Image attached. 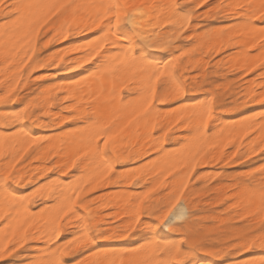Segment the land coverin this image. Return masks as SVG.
I'll list each match as a JSON object with an SVG mask.
<instances>
[{"label": "snow or ice", "instance_id": "1", "mask_svg": "<svg viewBox=\"0 0 264 264\" xmlns=\"http://www.w3.org/2000/svg\"><path fill=\"white\" fill-rule=\"evenodd\" d=\"M207 4L208 0L195 6L183 0H0V104L19 99L18 89L27 83L26 77L44 80L37 69L72 72L83 68L77 75L86 74L97 86L88 92L91 103L78 107L79 94L84 91L79 83L32 93L23 110L14 113L15 127L0 130V264H74L73 259H64L71 255L74 242L56 241L74 220L75 227L86 234L94 219L92 209L102 195L98 190L125 180L144 186L139 192L125 190L130 193L124 210L129 229L136 231L139 226L160 239L153 238L143 249L127 250L121 258L104 254L95 264H204L200 254L205 252L220 257L231 249L264 250V159L246 171L232 170L240 174L230 181L232 198L225 208L243 204L239 220L244 224L235 225L243 229L236 235L226 231L231 243L224 247L210 244L211 237L202 229L189 227L191 218L200 215L197 205L224 182L221 178L229 171L226 165L264 157V111L249 117L253 123L239 128L222 126L216 117V96L209 91L206 97H188L191 107H180L161 123L160 106L177 108L176 104L165 105V100L185 96L192 83L181 58H197L191 53L198 40V46L212 42L206 28L199 29L203 36L195 35V29L188 31L193 27V12L188 8L194 11ZM229 7L236 9L238 27L233 31L237 44H243L226 48L221 43L198 56L213 62L243 51L245 67L234 69L236 75L231 78L251 79L250 73L259 68L257 75L264 79V0ZM145 19L153 31L145 29ZM160 29L165 35L154 39ZM69 36L83 42L62 52L44 51ZM213 83L209 80L204 88L211 89ZM44 87L38 85V89ZM73 93L76 98L68 108L65 102ZM241 95V103L264 107V84L259 91L249 86ZM186 102L179 100L178 104ZM24 121L39 128L50 126L45 121L67 128L59 129L65 135L54 143L33 133ZM177 127L184 129L179 138L174 132ZM42 149H47L48 162L41 171ZM33 160L37 162L36 179L29 180L21 162ZM212 164L220 167L209 170ZM117 166L122 171L117 172ZM125 169L132 170L125 174ZM155 193L166 200L158 210ZM165 230H183L185 236L169 240ZM243 264H264V256L250 257Z\"/></svg>", "mask_w": 264, "mask_h": 264}, {"label": "rangeland", "instance_id": "2", "mask_svg": "<svg viewBox=\"0 0 264 264\" xmlns=\"http://www.w3.org/2000/svg\"><path fill=\"white\" fill-rule=\"evenodd\" d=\"M157 1L159 3H163L164 2V0H157ZM227 1H229V0H208V4L204 5L203 8H195L194 11H193V8H188V11L193 12V19H192L193 27H190L188 31L192 32L195 29V33H194L195 35L203 36V33L199 32V29L200 28H206L207 32L210 35H213V33L216 30L220 29V27L223 26V29L221 30L222 31L221 34L225 35L229 31L231 26L236 23L235 22L236 21V17H234L233 15H229V14H232V13H231V9L226 6L227 5V3H226ZM183 2L186 5L195 6L197 4L202 3V0H183ZM209 5H212V8H211L210 12L206 11L208 9ZM160 30H162V31H160ZM160 30H159L160 36L154 37V39H160L162 36L165 35V30L164 29H160ZM185 35H187V33H185ZM70 42H73L74 44H76L77 42L78 43H82L83 41H82V39L80 37L69 36L67 40H59V41H56L53 44L49 45L48 49H44V51L45 52H49L50 54H53V53H56L58 51L62 52V50L64 48H66V47L71 48L70 46L75 47L78 44L77 43L76 45H71L72 43H70ZM184 43L191 45V41H185ZM198 45H200V41H197V45H192V47L195 49V52L191 53V55L196 56L197 57L196 59L201 58L200 56H198L199 52H201V51L207 52L208 51V47L207 46L204 47V45L203 46H198ZM227 48H229V47H227ZM166 54L167 53H161V55H166ZM234 54H235V52H231V54L228 55V56H225L224 59L221 60V62H218L219 61L218 58H215L213 62H208L207 58L203 57L205 59V61H206V63H205L206 72L203 75L199 71L194 70L191 65L188 66V68H187L188 69L189 78L194 76V73H197V74H199L198 75L199 76L198 79L201 81L200 87L203 85V87H201V89H200V87L198 88L200 90H198L196 92V94H193V95L187 94V98L188 97H196L198 95L200 97L201 96L206 97L207 93L209 91H211L216 96V100H218L219 98L222 100V105H215L216 114L219 111L225 110L227 108H229L231 110L233 106L235 107V106H237V104H241V109H242L243 112L242 111H241V113L238 112L239 109H237V108L232 109L229 112L228 116L230 118H232V119L233 118H237V117L242 118L245 115L247 117L253 116V112L256 111L257 113H260L259 112L260 109H263V111H264V107H262L259 103H256V104H252L250 102L249 103H241V100L243 99L241 93L242 92L245 93V87H247L251 83H253V85L255 86L257 91H259V89L261 87V84L264 81V79L261 78L262 79L261 80L260 77L257 75L260 72L259 68H257L255 73H253V74L251 73L250 74L251 79H249V77H244L243 80L232 79L231 77H234L236 75V72L234 71V69L237 70V71L241 70L239 68V65H237L235 62H233L232 59H231V58H233V57H231V55L234 56ZM73 55H75V54H73ZM76 56H77V54H76ZM67 58L69 60V57H65V59H67ZM77 58H79V57H77ZM181 60H182V63L184 64L188 60V58L187 57H182ZM209 63H210V65H209ZM218 64L221 65L220 66L221 68L218 67ZM62 68H64V65H61V69ZM213 69H215V70L213 71ZM79 70L80 69H78L76 71L68 72V71H61L60 69H54V68L37 69V73L38 74H42L45 77V79L41 80V81H36L34 79H28L26 77L25 80L27 81V83L25 84V83L22 82L21 86H20V89H18L19 97L20 98L22 97L23 100H16V102L14 104L13 103L0 104V114L3 113V112L10 113V117H11L10 119H13L14 113L23 110V107L25 105V101L28 100L31 97L32 93H36L37 91H39L40 93H43V92H45L43 90L45 87L53 85L56 82H58L59 80L61 82L63 80V83L65 81L69 82L70 81L69 79H74L75 80L79 76V75H77V72H80ZM37 73H34L33 76H35ZM229 73L230 74L232 73V75H230ZM204 80L206 82H204ZM209 80L216 81V83H213L211 89H205L204 85ZM238 80H240V81H238ZM46 81L54 82V83H46ZM235 81H237L238 83L237 82L235 83ZM231 83L233 85H231ZM243 83L246 84V85H244ZM40 84H44L45 87L43 89H38V85H40ZM241 85H243V86H241ZM217 87H218V89H217ZM0 91H3V86H0ZM231 92L233 93V95H232ZM228 94H231V95H228ZM217 96H219V97H217ZM239 96H240V98H239ZM226 97L228 99H226ZM234 100H236V103H233ZM65 103H67V105H68V103H70V100L65 102ZM170 104H176L177 106L179 105L178 101H176L174 99L167 98L165 100V105H170ZM19 106H21L22 108L19 107ZM160 109H161V111H164V112H168V111L171 110V109L166 108V106H160ZM11 110H12V112H11ZM13 111H14V113H13ZM65 111H66V109H65ZM257 113L254 116L258 117ZM248 115H250V116H248ZM247 117H244V118H247ZM46 122H47V124H49V121H46ZM8 123L9 122H7L6 126L1 127V129H3L5 127H9L10 125ZM25 123L28 126H30L34 130V132L36 134H38V132H41V133H44V134H48V133H51L52 131H53L52 133H58V132H60L59 129L61 127L67 128L66 124H62L61 126H58L57 128H54L51 125L48 126V127L39 128L38 126L32 124L31 121H25ZM52 128H54V129H52ZM245 143H247V141ZM34 150L35 149H33V151ZM230 150H231V146L229 147V149L225 150V154L228 151H230ZM241 151H243V150H241ZM31 154L32 153L30 152L29 155H31ZM253 157L254 158L251 157V159L247 160L245 163H240V164L231 163V164L226 165L228 167H226V166L225 167L229 171L227 173H225V175L221 178L224 182L223 183H218L217 186H216V189L212 190L211 194L209 196H206L202 200V202L199 205H197L198 206V211L200 212V215L197 216V219L195 220V222L193 224V228H200V229L203 230V232L205 234H207L209 237H211V239L208 240V242L210 244L213 243L214 245H219L220 247H224L226 244L231 243V241L228 238V235L226 234V231L227 232H231L233 235H236L240 231L243 230L242 228L235 227V225H237L239 223L241 225L244 224L243 221L239 220V216L243 213V209L242 208H232L230 205L227 208H225V205L228 204V199L232 198V193L229 190L234 185H232L230 183V181H231V179L234 176H238L240 174L239 172H234L232 170L233 169H240L241 171H246V168L248 169L249 166H258L259 163L262 161V159H264V157H261V156H253ZM25 160H27V157H25ZM21 163L24 164V167L26 166L24 161H22ZM256 164H258V165H256ZM216 167H220V165L212 164V165L208 166L209 170L214 169ZM29 169L30 168H24V172L26 174L27 179L31 180L29 175L34 173L32 180H35L37 171L31 173V171ZM120 171H122V170L119 168V166H117V172H120ZM212 183H216V181H212ZM219 186H222V191L221 192L217 191ZM28 187H31V185H28ZM110 189L111 190L113 189L112 191H116V190L120 189V186L114 185ZM130 189H139L138 191H140L141 187L136 185V186L131 187ZM98 191L100 193H103L104 190H98ZM153 196L156 199L155 208L158 210L160 207L163 206L164 203H166V200H165V198L161 197L159 195V193H155V194H153ZM226 196H228L227 197L228 199H226ZM32 206L35 207V205H32ZM226 211H229V212L226 213ZM221 213H222V216H224V217L221 216ZM102 214H106V212L103 211ZM107 220L112 222L113 225H117L118 222L120 221L119 219H117V218H115L113 216L107 217ZM239 229H240V231H239ZM233 231L236 232V233H234ZM67 232L63 233L60 236V239L61 240H68V241L71 240V241L74 242V244L72 246H70V252H71L73 250V248H74L75 241L73 240L72 233L71 232L67 233ZM132 232H136L138 234H141V233L146 232V230H143L139 226H136V231L129 230L128 234H130ZM165 233L172 240H179V239H181V238H183L185 236V233H184L183 230H181L179 232H170L169 230H165ZM97 237H96L97 245L102 244L101 238L100 237L97 238ZM175 237H177V238H175ZM128 242H130L129 239H127L125 237H120L118 239L109 241L110 244L114 243V244H117L120 247L125 246ZM131 242L134 245L137 244L136 240L131 241ZM33 251H35V250H33ZM254 252H255V254H254ZM259 252L261 253L262 250L254 249L252 252H244L243 253L242 251H236L235 249H233V251H232V249H231L229 251L228 255L221 256L219 259H216V262H217V264H219V263L222 264L224 262L226 264H237V262L241 263L242 261H244L245 259H247L249 257H253L256 254L258 255ZM232 253H234V254H232ZM250 255H253V256H250ZM77 257H78V255L77 254H73V253H71L70 256H66L67 259H73L74 263L76 262ZM242 257L243 258L246 257V258L243 259ZM205 258H209V255H205ZM227 259H228V261H227ZM231 259H233V260H231ZM240 260H242V261H240Z\"/></svg>", "mask_w": 264, "mask_h": 264}, {"label": "bare ground", "instance_id": "3", "mask_svg": "<svg viewBox=\"0 0 264 264\" xmlns=\"http://www.w3.org/2000/svg\"><path fill=\"white\" fill-rule=\"evenodd\" d=\"M164 2H165V0H164ZM240 2H246V0H229V1L226 2L227 3L226 6L229 7V5H234V4L240 3ZM229 8L231 9V13H232V14H229V15H233L235 17L234 13H235L236 9H234L232 7H229ZM143 24H144V27H145V29L147 31L151 32V31L154 30L153 29V26L149 23V21L147 19L144 20ZM237 27H238V25L236 23L233 24L231 26V28L229 29V31L225 35H222L221 34L222 33L221 30L223 29V26L220 27V29L216 30L213 33V35H211L212 36V42L210 44L205 43L204 44V47L205 46H207L208 48L216 47L218 44H221V43L224 44L226 48L229 47V45H231L232 48H236V47L242 45L243 44V41L240 42V45L237 44V39L238 38L235 36V33L233 31V29H235ZM160 31H162V30H160ZM197 36H201V35H197ZM229 36L232 37V40L231 41H229V39H228ZM76 44L72 43L71 45H76ZM70 47H72V46H70ZM66 48H68V47H66ZM58 52H60V51H58ZM77 57H79L78 54H77ZM231 57H233V58H231L232 61L235 62L237 65H239V68L240 69H243V67H245V64H244L245 54H244L243 51H237V52H235L234 56L231 55ZM169 59H171V57H169ZM65 60L67 61L68 58L65 59ZM218 62H221V60H219ZM205 63H206V61H205V59L203 57L198 58V59H189L188 58V60L184 63V66L188 68V66L191 65L194 70L199 71L203 75L206 72ZM209 65H210V63H209ZM220 66L221 65L218 64V67L219 68H221ZM79 71H80V73H83L84 72V69L81 68ZM198 75L199 74H196V75H194V76H192V77L189 78L192 81V83L188 85V87L186 89V95L185 96H181V97L175 99L176 101L186 100L187 102L184 105H178L177 108H173V110L171 109L168 112L161 111V113H160V115H161V123H164L165 122V117H169L170 115L174 114L175 112L178 111V109L180 107H191L192 106L193 102L191 100H188L187 94H190V95L196 94V92L198 90H200L201 87H203V85L200 87L201 81L198 79V77H199ZM230 75H232V73ZM69 80H70L69 82L65 81L66 83L65 82L63 83V80H62V82L59 80L55 84L45 87L43 90L46 92V90L48 88L54 87L55 85H58V84H63L65 86H68V85H77L79 83L81 86L84 87V91L79 94V99L77 100L76 106L77 107L80 106V105H85L86 106L87 104L91 103V100H90V98L88 96V92L91 91V90H94L97 86L95 84H91V82H89L86 79V74L83 75V76L79 75L78 78L75 79V80L74 79H69ZM205 80H204V82H206ZM238 81H240V80H238ZM236 82L237 81H235V83ZM262 84H264V81L262 82ZM231 85H233V84L231 83ZM244 85H246V84H244ZM241 86H243V85H241ZM249 86H252V87L255 88V86L253 85V83H251ZM249 86L245 87V93L248 92ZM129 87H131V85H129ZM199 87H200V89H198ZM217 89H218V87H217ZM125 91H127V89H125ZM228 95H231V94H228ZM232 95H233V93H232ZM201 97H203V96H201ZM217 97H219V96H217ZM75 98H76V94L73 93L70 96V99H69L70 100V103H68V108H72L73 107V105L71 104V100L72 99H75ZM239 98H240V96H239ZM226 99H228V98L226 97ZM17 100H23V98L22 97L21 98L19 97V99H17ZM202 102L203 101L201 100V101H198L197 103H202ZM233 103H236V100H234ZM215 105H222V100L220 98L218 100H215ZM19 107H21V106H19ZM235 108L239 109L238 112L241 113V111H242L241 104H237V106H235V107L233 106L232 107V109H235ZM231 110L229 108H227L225 110L219 111L216 114V117L220 121V123H221L222 126H225V127H233V126H235L236 128H239L242 124L253 123V121L249 120V117H247L246 115L244 117H247V118H244L242 116H241L242 118H239V117L233 118V119L230 118L228 116V114H229V112ZM66 111H67V109H66ZM85 111H87V108H85ZM261 111H263V109H260L259 110V112H261ZM11 112H12V110H11ZM255 112H253V116L256 115L257 112L256 113ZM13 113H14V111H13ZM257 114H259V113H257ZM248 116H250V115H248ZM10 118H11L10 117V113L3 112V113L0 114V130H2L1 127L7 125V122H9L8 124L10 125L9 128L15 127L14 123L12 122L13 119H10ZM23 123H25V121ZM45 123L47 124L46 121H45ZM49 125H51L54 128H57L58 126H61L62 124H55V123L49 121ZM27 128L30 129L33 133H35L34 130L30 126L27 125ZM54 128H52V129H54ZM182 131H184V129H181L179 127H177L176 129H174V132L176 133V135H177L178 138H179L180 132H182ZM52 132L51 133H48V134H44V133L38 132V134L41 135V136H44V137H47V138L52 139L54 143H55L57 137H60V136H64L65 135L64 133H61V132H58V133H52ZM169 135H172V133H170ZM37 147H39V146H37ZM49 147H51V145H49ZM46 151H47V149H42L40 151V153H39L40 155H43L45 157L44 163H41V164L38 165V167H39V169L41 171L44 169V165L48 162L47 161V157H46ZM252 158H254V157H252ZM61 163H63V161H61ZM36 165H37V162L35 160H33L32 163H27L24 168H30L29 170L32 173V172L37 171V166ZM256 165H258V164H256ZM208 166H210V165H208ZM226 167H228V166H226ZM131 170L132 169H125L123 171L125 172V174H127V172H129ZM246 170H247V168H246ZM33 174L34 173H32V174L29 175V177L31 178V180L33 178ZM114 185L120 186V189L119 190H116V191H112L113 189L111 190L110 188L113 187ZM133 186H136V185H133L129 181H126V180L125 181H121L119 183L106 184V186L104 188L99 189V190H104V191H103L102 195L97 198V204L92 209L93 215H94V219H93V221L91 223L90 230L87 231L86 234H82L83 233V230L82 229H77L75 227V225L77 223V221H75V220L73 221L72 226L66 227L64 229L63 233H66L67 231H68L67 233H70L71 232L72 233V236H73V240L75 241V245H74V248L71 251V253L77 254L78 257H77L76 262L74 264H95V262L98 259H103V255L104 254H107L109 257H112L113 254H115L117 258H121L120 257V254L126 252L127 250L136 249V248L143 249L146 246H148L149 244H151L153 238L154 239H157V240L160 239L159 237H153V236H151L147 231L144 232V233H141V234H138L136 232H132V233L128 234V231L130 230L129 229L130 220H129L128 217L125 216L124 210H125V207H126V197L128 195H130V193L127 192V191H125V190L126 189H130ZM137 186H140L141 188L144 187L143 185H137ZM138 190L139 189H135L136 192H139ZM217 191L221 192L222 191V186H219L218 189H217ZM226 197H228V196H226ZM30 207H33V206H30ZM243 207H244L243 204H241L240 207H237V208H242L243 209ZM197 210H198V206H197ZM103 211H105L106 214H102ZM227 212H229V211H226V213ZM109 216H113V217L119 219L120 221L118 222L117 225H113L112 222H110V221L107 220V217H109ZM221 216H222V213H221ZM222 217H224V216H222ZM196 219H197V217L191 218V220L189 221V227H192L193 228V224H194V222H195ZM239 231H240V229H239ZM170 232H173V231H170ZM234 233H236V232H234ZM97 236L100 237L101 240H102V244H100V245H97V242H96V237ZM120 237H125V238L129 239L130 242H128L123 247H120V246H118L117 244H114V243H111V244L109 243L110 240H115V239H118ZM145 237H148V238L146 239ZM167 238L169 240H172L169 236H167ZM175 238H177V237H175ZM134 240L137 241V244L136 245L132 244V242H131V241H134ZM62 242L63 243H68L69 241L68 240H61L60 237L56 241L57 244H61ZM34 243L39 244L41 242L40 241H36ZM34 250L38 252L40 249H34ZM232 251H233V249H232ZM255 252H254V254H255ZM200 255H201V259L204 261V264H217L216 259H219L221 257V256L218 257V256H211V255H209V258H205V255H208L206 252L205 253H201ZM250 256H253V255H250ZM259 256H264V250H262L261 253L259 252L258 255L256 254L253 257H259ZM246 257H244V258H246ZM64 259L67 260L66 257H64ZM231 260H233V259H231ZM227 261H228V259H227ZM240 261H242V260H240ZM243 262L244 261H242L241 263L237 262V264H243ZM222 264H226V263L224 262Z\"/></svg>", "mask_w": 264, "mask_h": 264}]
</instances>
